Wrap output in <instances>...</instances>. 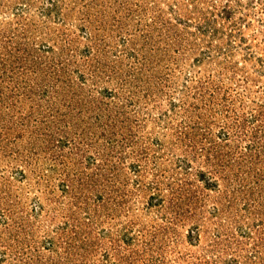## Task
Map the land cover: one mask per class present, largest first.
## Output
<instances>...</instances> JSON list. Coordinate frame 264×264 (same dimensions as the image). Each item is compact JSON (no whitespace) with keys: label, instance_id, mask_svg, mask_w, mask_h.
I'll return each instance as SVG.
<instances>
[{"label":"rangeland","instance_id":"1","mask_svg":"<svg viewBox=\"0 0 264 264\" xmlns=\"http://www.w3.org/2000/svg\"><path fill=\"white\" fill-rule=\"evenodd\" d=\"M0 264H264V0H0Z\"/></svg>","mask_w":264,"mask_h":264}]
</instances>
